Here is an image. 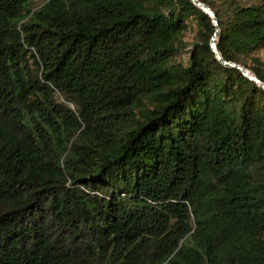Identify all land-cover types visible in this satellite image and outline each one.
I'll list each match as a JSON object with an SVG mask.
<instances>
[{
  "label": "trees",
  "instance_id": "trees-1",
  "mask_svg": "<svg viewBox=\"0 0 264 264\" xmlns=\"http://www.w3.org/2000/svg\"><path fill=\"white\" fill-rule=\"evenodd\" d=\"M197 1L225 65L191 0H0V264H264V0Z\"/></svg>",
  "mask_w": 264,
  "mask_h": 264
},
{
  "label": "water",
  "instance_id": "water-1",
  "mask_svg": "<svg viewBox=\"0 0 264 264\" xmlns=\"http://www.w3.org/2000/svg\"><path fill=\"white\" fill-rule=\"evenodd\" d=\"M193 2V4L198 7L199 9H201L206 15H208L211 19H212V22L215 26V34L211 40V49L212 51L215 53V56L216 58L218 59V61L225 65L226 63L221 59V56L220 54L218 53L217 49H216V41H217V36H218V26H217V21H216V18H215V15L212 13V11L207 7L205 6L204 4H201L200 2H198L197 0H191ZM228 65L232 66V67H235L237 68L238 70H240L244 76H246L248 79L254 81L255 83L257 84H260L258 82V80L255 78V76L248 70L238 66V65H235V64H232V63H228ZM262 86V84H260Z\"/></svg>",
  "mask_w": 264,
  "mask_h": 264
},
{
  "label": "rangeland",
  "instance_id": "rangeland-1",
  "mask_svg": "<svg viewBox=\"0 0 264 264\" xmlns=\"http://www.w3.org/2000/svg\"><path fill=\"white\" fill-rule=\"evenodd\" d=\"M186 40H190L191 36L188 35ZM255 58H258L264 64V50L259 51L257 54L254 55Z\"/></svg>",
  "mask_w": 264,
  "mask_h": 264
}]
</instances>
